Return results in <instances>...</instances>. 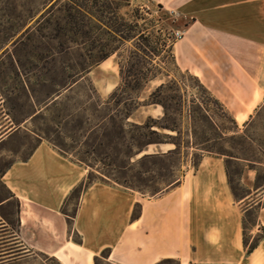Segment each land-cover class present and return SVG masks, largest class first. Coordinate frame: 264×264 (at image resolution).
I'll return each mask as SVG.
<instances>
[{
	"label": "crops",
	"instance_id": "1",
	"mask_svg": "<svg viewBox=\"0 0 264 264\" xmlns=\"http://www.w3.org/2000/svg\"><path fill=\"white\" fill-rule=\"evenodd\" d=\"M151 1L183 23V37L172 46L177 69L196 78L240 132L250 126L264 110V0ZM18 46L0 48V184L20 205L21 260L41 254L59 264H264V237L251 252L243 243V222L253 207L234 199L222 156L201 155L196 169L155 196L94 181L80 193L69 229L63 210L88 170L34 129L40 115L50 113L56 88L53 83L50 92L49 77L24 70L30 62L15 57ZM41 85H47L42 101ZM109 91L97 94L102 99ZM243 175L254 182L257 172ZM255 229L264 231V207L250 233Z\"/></svg>",
	"mask_w": 264,
	"mask_h": 264
},
{
	"label": "trees",
	"instance_id": "2",
	"mask_svg": "<svg viewBox=\"0 0 264 264\" xmlns=\"http://www.w3.org/2000/svg\"><path fill=\"white\" fill-rule=\"evenodd\" d=\"M87 3H91L93 7L89 8ZM129 6L130 0H54L40 16L36 23V28L28 29L21 35L22 39L28 40L29 34L34 30L40 38H47L51 42L54 41L56 46H50L48 50L51 56L69 55L73 47L80 49L84 45V41L90 42L91 49L89 52L97 50L98 53L96 58L90 63L84 62V55L78 53L77 57L73 58V61L68 59V61L61 62L56 66L55 60H52L51 64L53 66L50 65V68L42 67L49 74L51 81L59 87L51 104L54 110L62 98L60 90L66 89L68 90L67 92H70L82 81L87 82L84 103L70 104L65 109L67 120L64 126L70 133L68 136V139L72 142L70 149L75 151L76 145L79 144L83 151L81 153L77 152L74 157H76L78 163L89 168L87 181L75 188L71 193L70 198H75L76 203L82 190L93 182V180L90 181L92 165L97 166L99 164L104 171L102 173L98 171L100 175L97 180L103 181L112 178L111 181L114 183L141 194L143 193L138 187L132 186L133 179H137L142 186L147 185L148 182L160 181V184L164 187L156 189L150 195L155 196L175 187L179 183L180 179L174 174L178 172V166L181 164L179 160L182 158V149H196L192 142H184L182 140L180 120L183 117V106L185 104L181 93L184 87L183 82L176 80L166 81L157 86L146 100L140 101L139 99V92L144 85L156 79L159 75L158 71L160 68L158 65L154 66L153 62L167 52L173 58L171 48L174 43L167 44L161 38L160 29L156 30L159 37L153 36L143 27V24H140V22L145 21L141 9H134L130 15H121L120 11ZM108 12L112 15L111 18L105 16ZM104 19L107 20L105 23L102 21ZM89 20L94 21L96 26H91ZM44 24L51 28V34L48 37L43 34ZM98 25L105 29L103 35L109 37L118 46L110 48L108 44L102 43L98 36H94V33H97L100 29L97 27ZM151 37H153V41ZM126 42L132 43L133 50L127 51L125 66L117 62L120 83L109 94L108 98L102 101L88 79V74L93 67L103 63L110 57L116 56L120 58V47ZM19 43H22V41ZM187 76L196 81V87L206 95L209 103L220 109L228 118L232 128L220 130L208 115L207 104L203 101L198 102L196 109L188 111L190 122H193L194 113L202 111L207 125L214 131L220 130V139L226 138V132H228L231 135V139L239 137L244 143H252V140L246 136L245 129L241 132L239 131L235 122L199 81L189 74ZM194 103V101L191 102V104ZM143 106L161 107L162 116L156 119L148 116L140 123L129 122L131 116ZM55 117L58 119L60 115L57 114ZM56 124L58 126L60 122L57 121ZM166 132L174 135H169ZM187 136H189V139H193L196 136V131L192 124ZM44 139L55 146L61 153L68 154L62 144L48 137ZM202 141L203 143L208 141L206 136H202ZM166 145L173 146V149L166 151L159 149L160 146ZM149 147H153L151 152L148 151ZM200 150L208 154L213 153L208 147ZM219 155L222 157L226 156L228 159L243 160L251 166L261 163L224 153ZM198 164L199 160L193 162L191 166L196 169ZM150 166L154 167L155 170H152ZM225 167L227 170V162ZM145 175L150 176L146 179L143 178ZM0 186L6 193V196L0 199V230L5 236L0 240V264H15L23 261L21 257L25 254V250L22 249L17 239L19 229L17 216L20 205L18 200L4 186L1 184ZM11 200L14 201L16 208L17 218L15 223L11 222L6 212ZM75 207L76 204L74 209ZM63 214L67 216V224L70 229V218L73 217V214L69 215L65 210H63ZM243 230L245 231L244 222ZM258 240L247 245L243 237L247 252H251L256 247ZM168 262L174 261L166 260L161 264ZM94 263L100 264V261L95 259Z\"/></svg>",
	"mask_w": 264,
	"mask_h": 264
},
{
	"label": "rangeland",
	"instance_id": "3",
	"mask_svg": "<svg viewBox=\"0 0 264 264\" xmlns=\"http://www.w3.org/2000/svg\"><path fill=\"white\" fill-rule=\"evenodd\" d=\"M54 0H0V48L4 45H11L18 43L19 46L12 50L16 58L29 61L30 64L24 66V70H33L34 74H38L42 78L49 77L50 80V92L53 85V82L50 79L49 74L42 69L43 66L49 67L53 66L52 60H55V65L58 66L61 62H66L68 59L73 61V58L77 57L78 53L84 55L83 61L90 63L98 55L97 50H92L89 52L90 42L84 41V45L80 49L73 47L69 55L62 56H51L48 53L50 46H56V43L49 41L47 38H40L34 30L29 34L28 40L22 39L21 35L28 29H35L36 23L39 20L40 16L45 12L49 7L51 2ZM89 8H92L91 3H87ZM141 9L145 17L143 27L148 30L153 36H158L156 33L157 29H160L161 38L168 43H173L172 32L176 30H183V23L175 15V12L172 11L168 6L162 5L160 3L152 2L151 0H130V6L128 8H123L120 11L121 15H130L134 9ZM105 16L111 18L112 15L108 12ZM126 17V16H125ZM105 23L107 20H102ZM91 26H96L95 22L89 20ZM45 29H43V34L48 37L51 34V28L46 24ZM99 31L94 33V36H98V39L102 40V43H106L110 48L118 46L117 43H113L109 37L104 36V28L98 25ZM153 37H151V40ZM22 41V43H19ZM153 41V40H152ZM71 46V45H70ZM172 49V48H171ZM128 50H133L132 43L126 42L120 47L119 54L120 58L116 56L110 57L106 63L101 65L99 68L95 69L93 73L88 77L96 92L97 89L106 91L109 89V94L119 85L120 78L118 71H116L117 62H120L123 66L126 65V58L128 55ZM87 55V56H86ZM90 56V57H89ZM79 61V60H78ZM81 61V60H80ZM153 65L160 68L158 77L148 83H146L143 89L139 92L140 101H144L148 98L150 93H152L157 86L160 85V82L164 83L169 80L181 81L184 84L183 94L184 106H183V117L180 120V127L182 131V140L184 142H192L195 148L182 149V158L179 160L180 165L178 166V172H175L174 176L182 179V175L192 169L191 164L197 162L201 155H213L221 157L219 154L224 153L226 155H232L239 158H244L248 160L258 161L264 163V110L252 121L250 126L245 129V134L248 136L252 143H244L243 140L239 137L230 138V133L226 132V138H219V131L232 128L231 123L228 118L218 109L216 106L212 105L207 101L205 94L200 92L196 87V81L189 76L187 73L181 72L175 66L174 59L171 58L169 53H163L158 59L153 62ZM62 84V83H61ZM56 90L59 89L55 85ZM87 82L82 81L78 86L74 87L72 91L66 92L61 100L59 101L58 106L55 110L50 107V113L40 115L39 122L34 123V129H38V134L43 138H50L56 142L62 144L64 150L68 152L69 157L76 161L77 152L81 153L83 148L78 144L76 145L75 151H71L70 146L72 145L71 140L68 139L70 133L65 128L64 124L67 120L66 118V107L70 104H83L85 101ZM47 92V85H41V101L43 100V91ZM107 96H104L101 100L105 101ZM71 99V100H70ZM194 101V104L191 102ZM199 101L206 102V109L208 110V115L212 118L213 123L220 128L219 131H214L207 122L204 120L203 112L192 113L193 122H190L188 118V111H193L196 109V105ZM162 110L159 106H154L147 108L145 106L138 109L131 118L129 122H143L149 115L152 118H159L158 113ZM80 112V111H78ZM59 114L60 117L57 119L55 115ZM57 121L60 122V125L57 126ZM196 131V136L193 139H189L188 131L191 127ZM169 135H174L173 133L166 132ZM202 136H206L208 141L203 143ZM201 143V144H200ZM208 147L213 153L208 154L203 152L200 149ZM27 148L24 149L25 152ZM153 147H149L148 151L151 152ZM219 153V154H218ZM227 162V171L228 178L233 190V197L235 200L240 201L243 207L252 206L253 209L247 213L244 219V239L247 245L255 242V240L264 237V231L261 229H255L251 233L252 226L256 225V212L260 207H264V187L262 193L253 192L254 187H259L264 185V167L262 166H251L243 160L228 159L226 156H223ZM91 170L92 175L90 176V181H97L99 177V172H104L101 165L94 166ZM152 170H155L154 167L150 166ZM246 167V168H245ZM89 171V168L85 166ZM138 170V168H136ZM248 170H255L257 172V177L253 182L252 179H248L243 172ZM99 171V172H98ZM150 175H145L143 178L148 179ZM109 179V178H106ZM112 179V178H111ZM109 179V181H111ZM113 182V181H112ZM132 186L138 187L143 194L150 196L152 192L156 189H161L164 186L160 184V181L157 182H148L147 185H140L137 179L132 180ZM6 193L0 186V199L5 197ZM243 199V200H242ZM76 204L75 198H71L69 206L65 211L69 215L73 214V209ZM8 218L12 223L16 221V208L14 201H10V205L6 209ZM4 233L0 230V240L4 238ZM15 264H58L53 258L45 255H34L26 260L20 261ZM100 264H108L105 262H100ZM163 264H177L176 262H168Z\"/></svg>",
	"mask_w": 264,
	"mask_h": 264
},
{
	"label": "built area",
	"instance_id": "4",
	"mask_svg": "<svg viewBox=\"0 0 264 264\" xmlns=\"http://www.w3.org/2000/svg\"><path fill=\"white\" fill-rule=\"evenodd\" d=\"M183 34H184L183 30L173 31L171 34L173 43L179 41L183 37Z\"/></svg>",
	"mask_w": 264,
	"mask_h": 264
}]
</instances>
